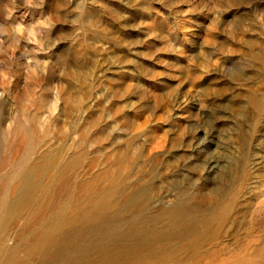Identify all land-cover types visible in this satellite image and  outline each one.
<instances>
[{
  "label": "rangeland",
  "instance_id": "obj_1",
  "mask_svg": "<svg viewBox=\"0 0 264 264\" xmlns=\"http://www.w3.org/2000/svg\"><path fill=\"white\" fill-rule=\"evenodd\" d=\"M5 2L0 264H264V0Z\"/></svg>",
  "mask_w": 264,
  "mask_h": 264
},
{
  "label": "clouds",
  "instance_id": "obj_2",
  "mask_svg": "<svg viewBox=\"0 0 264 264\" xmlns=\"http://www.w3.org/2000/svg\"><path fill=\"white\" fill-rule=\"evenodd\" d=\"M45 0H42V3L40 5H37L35 3V0H24V7L25 8H39L42 7L44 4ZM16 4V0H11V4H9L8 2H5L3 7H4V11L6 13V15L4 16L5 20H11L12 17L15 15V13L17 12L18 8L15 7ZM6 27L4 24L0 23V47H2L5 44L6 39L9 36V33L5 30ZM13 29V35L17 38L16 39V44L19 46L20 44H24L25 48L24 51L21 52V56H25L26 53H28V56L26 57V60L29 64L32 63V60L30 58L31 54H33L35 52L34 49L29 50V48L27 47V45L30 44H36L37 41L35 39V34L33 32H27L26 33V29H27V25L23 24V23H15L13 25L10 26ZM33 71H35V67H33L32 69Z\"/></svg>",
  "mask_w": 264,
  "mask_h": 264
},
{
  "label": "bare ground",
  "instance_id": "obj_3",
  "mask_svg": "<svg viewBox=\"0 0 264 264\" xmlns=\"http://www.w3.org/2000/svg\"><path fill=\"white\" fill-rule=\"evenodd\" d=\"M58 223H59V222H58ZM61 223H62V222H60L59 224H61ZM59 224H58V225H59ZM62 225H63V224H62ZM52 227H53V226H52ZM57 228H59V227L57 226ZM53 229H54V228H53ZM53 229H52V230H53ZM62 229H63V227H62ZM49 231H50V230H49ZM61 231H62V230H61ZM44 232H46V231H44ZM47 232H48V231H47ZM52 232H53V231H52ZM50 233H51V232H50ZM50 233H49V234H50ZM53 233H54V232H53ZM59 233H60V232H59ZM64 233H66V232H64ZM57 234H58V233H57ZM40 235H42V234H40ZM47 235H48V234H47ZM42 237H43V235H42ZM42 237H41V238H42ZM44 237H45V236H44ZM41 238H40V239H41ZM54 238H55V237L53 236L51 239L53 240ZM55 240H56V238H55ZM42 241H43V240H42ZM46 241H47V240H45L44 242H46ZM58 241H59V239H58ZM51 242H52V241H51ZM54 242H56V241H54ZM59 242H60V241H59ZM61 242H63V241H61ZM64 242H65V241H64ZM40 244H41V243H40ZM43 244H44V243H43ZM43 244H41V245H43ZM46 244H47V243H46ZM46 244H45V245H46ZM60 244H61V243H60ZM37 247H38V246H37ZM42 247H43V246H42ZM42 247H41V248H42ZM48 247H50V246H48ZM60 248H61V247H60ZM60 248H59V249H60ZM52 249H53V248H52ZM34 250H35V249H34ZM48 250H49V249H48ZM55 250H56V249H55ZM55 250H53V251H55ZM42 251H44V249H43ZM46 252H47V250L44 251L43 253H46ZM39 253H40V252H39ZM41 253H42V252H41ZM48 253H49V252H48ZM46 254H47V253H46ZM47 255H48V254H47ZM47 255H46V256H47ZM42 256H43V254H42ZM47 259H48V258H47ZM13 261H14V260H13ZM9 264H10V263H9ZM14 264H15V263H14Z\"/></svg>",
  "mask_w": 264,
  "mask_h": 264
}]
</instances>
